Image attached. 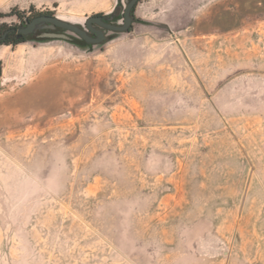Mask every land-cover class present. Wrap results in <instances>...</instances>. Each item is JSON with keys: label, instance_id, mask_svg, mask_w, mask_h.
Listing matches in <instances>:
<instances>
[{"label": "rangeland", "instance_id": "1", "mask_svg": "<svg viewBox=\"0 0 264 264\" xmlns=\"http://www.w3.org/2000/svg\"><path fill=\"white\" fill-rule=\"evenodd\" d=\"M124 8L0 0V25ZM68 36L0 45V264H264V0Z\"/></svg>", "mask_w": 264, "mask_h": 264}, {"label": "water", "instance_id": "2", "mask_svg": "<svg viewBox=\"0 0 264 264\" xmlns=\"http://www.w3.org/2000/svg\"><path fill=\"white\" fill-rule=\"evenodd\" d=\"M125 2V9H124V15L122 18V24L121 25H114V24H108L102 21V17L100 16H92L86 19L85 21V27L87 28L88 31L93 33L96 38L92 39L89 37L88 33L86 30H83L77 25H74L72 23L63 21L58 19L57 17H40L32 22H29L24 28L20 29L18 32L21 35H27L31 33L35 28L39 27L42 23H48L50 24L49 28H60L62 30H65L67 32L72 33L76 37H78L80 40H83L85 43L93 44V45H98L104 42L105 37L103 35L104 31H110L115 34H121V33H128L131 25H132V17H131V10L137 0H124ZM91 25H96L102 30H95L92 28ZM46 37L51 38V39H61V40H66L67 38L63 35H55V34H50L46 35Z\"/></svg>", "mask_w": 264, "mask_h": 264}, {"label": "flooded vegetation", "instance_id": "3", "mask_svg": "<svg viewBox=\"0 0 264 264\" xmlns=\"http://www.w3.org/2000/svg\"><path fill=\"white\" fill-rule=\"evenodd\" d=\"M127 1H129V0H127ZM140 1L141 0H137V2L135 3V5L133 6V8L131 10L132 24H133V21H134V12H135L136 5ZM123 15H124V10L122 12V18H123ZM52 16H53L52 14L42 13V14H38V15H35V16H32V17H24L18 23V25H14V26L10 25L9 27H3L2 25H0V45H17V44H20V43H24L26 41H41V40L51 39V38L46 37V35H50V34L63 35V36H65L67 38L64 41L72 42L73 39L71 37H69L68 34H70L72 36H75V35H73L70 32H67L65 30H62L60 28H57V27L49 28L50 24H48V23H42L41 25H39V27L35 28L31 33H29L27 35L19 34L18 31L20 29L24 28L29 22H32L33 20H35L37 18H40V17H52ZM96 16L102 17V21L105 22V23H108V24L121 25L122 22H123L122 21L121 24L116 22L114 20V15H111L109 17H104V16H101V15H96ZM91 26L95 30H102L101 28H99L96 25H91ZM82 29L87 31V33H88L90 38H92V39L96 38V36L93 33H91L90 31H88L86 27H84ZM108 33H112V32H110V31H104L103 32V35L105 37L104 42L108 38ZM78 40L81 41L84 45L95 46L93 44L85 43L83 40H80L79 38H78ZM0 75H1V64H0Z\"/></svg>", "mask_w": 264, "mask_h": 264}, {"label": "trees", "instance_id": "4", "mask_svg": "<svg viewBox=\"0 0 264 264\" xmlns=\"http://www.w3.org/2000/svg\"><path fill=\"white\" fill-rule=\"evenodd\" d=\"M81 42V41H80ZM82 43V42H81ZM83 44V43H82Z\"/></svg>", "mask_w": 264, "mask_h": 264}]
</instances>
